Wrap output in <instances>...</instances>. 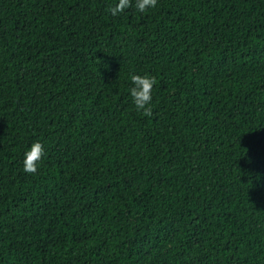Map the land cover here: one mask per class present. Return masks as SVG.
<instances>
[{"label": "trees", "instance_id": "1", "mask_svg": "<svg viewBox=\"0 0 264 264\" xmlns=\"http://www.w3.org/2000/svg\"><path fill=\"white\" fill-rule=\"evenodd\" d=\"M117 2L0 0V264H264V0Z\"/></svg>", "mask_w": 264, "mask_h": 264}, {"label": "clouds", "instance_id": "2", "mask_svg": "<svg viewBox=\"0 0 264 264\" xmlns=\"http://www.w3.org/2000/svg\"><path fill=\"white\" fill-rule=\"evenodd\" d=\"M157 5V0H135V8L139 12H146L150 8ZM133 6V0H118V2L111 6L108 11L116 16L123 13L126 9ZM130 81L132 87L130 88V95L132 97L135 108L145 116H152V108L150 107L153 96V87L156 84V77L139 74H131ZM44 147L40 141L34 142L30 149L25 153L23 161L24 171L30 174H35L38 170L39 163L44 156Z\"/></svg>", "mask_w": 264, "mask_h": 264}, {"label": "rangeland", "instance_id": "3", "mask_svg": "<svg viewBox=\"0 0 264 264\" xmlns=\"http://www.w3.org/2000/svg\"><path fill=\"white\" fill-rule=\"evenodd\" d=\"M165 251V249L164 250H162V252H164Z\"/></svg>", "mask_w": 264, "mask_h": 264}]
</instances>
